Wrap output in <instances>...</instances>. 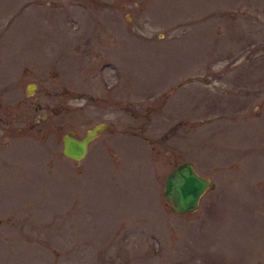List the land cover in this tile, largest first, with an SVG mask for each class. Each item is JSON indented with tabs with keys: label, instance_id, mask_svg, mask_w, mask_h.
<instances>
[{
	"label": "rangeland",
	"instance_id": "374dc122",
	"mask_svg": "<svg viewBox=\"0 0 264 264\" xmlns=\"http://www.w3.org/2000/svg\"><path fill=\"white\" fill-rule=\"evenodd\" d=\"M0 264H264V0H0Z\"/></svg>",
	"mask_w": 264,
	"mask_h": 264
},
{
	"label": "water",
	"instance_id": "95a60500",
	"mask_svg": "<svg viewBox=\"0 0 264 264\" xmlns=\"http://www.w3.org/2000/svg\"><path fill=\"white\" fill-rule=\"evenodd\" d=\"M32 85V84H31ZM29 85V91L32 86ZM104 123H96L81 136H76L73 129L63 133L61 152L64 156L80 161L86 154L89 142L104 128ZM212 185L209 176L199 174L191 161L177 163L164 179L163 195L177 213L193 210L197 207L201 195Z\"/></svg>",
	"mask_w": 264,
	"mask_h": 264
},
{
	"label": "flooded vegetation",
	"instance_id": "af4514ba",
	"mask_svg": "<svg viewBox=\"0 0 264 264\" xmlns=\"http://www.w3.org/2000/svg\"><path fill=\"white\" fill-rule=\"evenodd\" d=\"M32 84V85H31ZM29 85H31L32 86V90L31 91H33V86H35V83L34 82H30L29 84H28V87H27V89L29 88ZM28 91H29V89H28ZM31 91H29V92H31ZM40 120L39 119H37V122H39ZM96 123H104L105 124V126H104V128L102 129V130H100L97 134H96V136L89 142V145H88V149H87V152H86V154H85V156L87 155V153H88V151H89V146H90V144H91V142L96 138V137H98L99 136V134L100 133H102L105 129H106V127H107V123L105 122V121H99V122H96ZM96 123H94V124H96ZM94 124H92L90 127H92ZM90 127H88V128H90ZM87 128V129H88ZM87 129H85V131H84V133L86 132V130ZM69 130V129H68ZM83 133V134H84ZM74 134H75V131H74ZM82 134V135H83ZM76 135V134H75ZM76 136H78V135H76ZM81 136V135H80ZM84 156V157H85ZM83 157V158H84Z\"/></svg>",
	"mask_w": 264,
	"mask_h": 264
}]
</instances>
